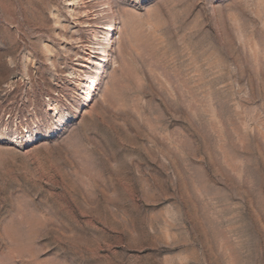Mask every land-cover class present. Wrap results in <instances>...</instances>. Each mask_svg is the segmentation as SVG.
<instances>
[{
    "label": "rangeland",
    "instance_id": "rangeland-1",
    "mask_svg": "<svg viewBox=\"0 0 264 264\" xmlns=\"http://www.w3.org/2000/svg\"><path fill=\"white\" fill-rule=\"evenodd\" d=\"M0 264H264V0H0Z\"/></svg>",
    "mask_w": 264,
    "mask_h": 264
},
{
    "label": "bare ground",
    "instance_id": "bare-ground-1",
    "mask_svg": "<svg viewBox=\"0 0 264 264\" xmlns=\"http://www.w3.org/2000/svg\"><path fill=\"white\" fill-rule=\"evenodd\" d=\"M104 26H107L108 25H104ZM130 36H129V33L126 31V30H123L121 33H120V45L121 47H125L126 45V42L129 40ZM112 46V45H111ZM120 54V53H119ZM121 57V56H120ZM126 73H128V69L127 67L125 66V64H123L122 66V69L120 70V74L121 75H125ZM89 79L92 78L91 76L88 77ZM114 80H115V75H114ZM117 82V81H116ZM114 82L113 85H117V83ZM91 91V90H90ZM90 91H88V97H90Z\"/></svg>",
    "mask_w": 264,
    "mask_h": 264
}]
</instances>
